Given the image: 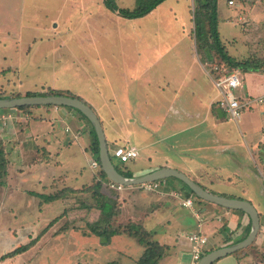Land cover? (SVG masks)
Returning <instances> with one entry per match:
<instances>
[{"label": "crops", "instance_id": "obj_1", "mask_svg": "<svg viewBox=\"0 0 264 264\" xmlns=\"http://www.w3.org/2000/svg\"><path fill=\"white\" fill-rule=\"evenodd\" d=\"M188 28L183 26V32L188 39L194 40L196 53V59H191L190 83H182L180 87L174 84L172 86L166 75H162V65L165 64L160 58L162 55L158 57L153 54L154 57L150 59L142 57V53L137 52L134 53L135 56H129L124 66H121L123 62L117 64L112 77L105 73L110 70L111 65L107 58L96 59L98 61L95 65L100 66L101 72L99 69L93 71L94 74L85 72L82 77L83 82L88 85V90L94 93V97L85 95L80 89L78 91L67 88L52 89L71 93L95 111L103 126L109 152L110 143L112 149L122 144L138 149L139 156L134 163L144 172L139 175L135 170L128 171L129 169L125 167L127 169L125 173L129 178L171 168L187 175L210 193L250 202L261 216V227L255 242L244 250L217 260L214 264H264V211H261L264 207V125H261L259 130L255 126L257 118L264 124V106L259 111L253 108V102L256 100L254 97L264 98V84L259 85L258 72L253 74V76L256 74V78L252 83H248L252 76L247 75L248 79L242 76L243 83L237 95L242 102L250 105L244 109L243 120L241 117L235 122V128L227 124L226 115L219 107L222 94L216 88L205 65L211 64L198 49L194 29ZM111 68H114V65ZM249 88H252V91ZM263 103L260 104L264 105ZM29 109L32 112L27 111L22 115L18 114L21 112L18 109L0 112V154L3 152L0 160L7 163L5 179L8 178L7 182H0L5 191L3 203L6 201V194L15 195L18 190L26 191L33 197V193L49 196L66 188L74 191L86 190L99 181L103 184L102 192L106 194V190L109 189L108 183L99 179L95 173L86 174L83 161L70 162L68 161L70 158L67 161L62 158L65 149L71 147L69 142L74 143L71 141H77L83 157L89 149L93 155L91 159L98 157L93 149L96 145L95 135L80 112L56 106ZM67 119L68 123H65ZM40 122L48 123L53 129L47 130V126L39 128ZM62 122L64 126L58 129L56 126H61ZM34 123L36 125L32 126ZM73 123L75 127L71 125ZM67 128L74 134L81 132V136L77 139L73 135L69 136ZM84 135H87V140H83ZM64 166L67 167L65 171ZM56 167L61 171L48 172L49 169ZM58 185L64 186L57 188ZM143 189L142 186H124L121 191L122 211L118 212L117 216L121 214L131 224L144 228L152 235L153 241L168 248L158 264H190L192 255L188 237L195 232L200 231L208 238L205 254L238 244L251 232V218L245 212L195 199V195L191 194L180 180L174 182L167 179L166 186L158 192ZM175 194H179V197ZM189 197H193L194 210L200 212V219L194 211L183 206L184 200ZM65 199L67 198L65 197L62 202L60 199L43 206L52 207L59 204L67 208L60 220H57L58 218L54 220L53 223L57 221V225H53L56 230H52L53 227L48 228L51 223L47 224L45 219L40 224V227L47 224V227L42 228V234H45L44 241L48 239L45 243L47 252L55 251L65 256L68 250L82 249L81 243L88 237L89 241L84 246L94 260L91 259L90 262L85 259H74V263L69 262L99 264L101 263L99 250L110 248L114 241L123 242L128 246L135 243L132 241H138L137 238L129 234L125 236L123 233L114 236L111 245L105 246L97 236H91V233L84 235L79 228L97 222L101 212L95 208H88L92 204L91 201L73 204ZM9 203L10 209L12 207L21 210L17 200H11ZM24 203L25 209L30 207L34 210L37 206L30 199ZM15 215L16 212L10 219H17ZM30 215L35 214L30 212ZM31 220L33 221V218ZM34 226L36 227L34 221H27L23 226L22 232L25 231L24 238L28 242L35 235ZM13 230L8 228L6 232L12 233ZM51 239L53 242L48 243ZM138 243L141 247L139 253L132 254L138 257H133L122 247L126 256L133 257L135 262L139 261L146 251V245L141 241ZM10 252L9 249L0 253V264H5L8 260L10 264L19 261L20 255L1 260L2 256Z\"/></svg>", "mask_w": 264, "mask_h": 264}, {"label": "rangeland", "instance_id": "obj_2", "mask_svg": "<svg viewBox=\"0 0 264 264\" xmlns=\"http://www.w3.org/2000/svg\"><path fill=\"white\" fill-rule=\"evenodd\" d=\"M116 3L121 9H134L136 7V0H116ZM196 8V0H166L143 18L127 19L119 16L117 12L108 10L104 5V0H0V96L13 98L26 96L28 93L47 94L51 90H56L52 88L60 90L67 88L71 91L80 89L85 92V95L94 97V93L92 94L88 90V85L83 82L82 77L85 72L94 74L93 71L97 69L101 72L100 66L95 65L98 61L96 59L98 57L107 58L111 65L110 70L105 73L108 77H112L117 68L116 65L123 62L121 66H124L129 56H135L134 53L137 52L142 53V57L145 58L146 56L150 59L154 57L153 54L158 57L162 55L160 58L165 63L162 65V75H166L172 86L174 84V86L180 87L182 83H190L191 59H196V53L194 52V40L191 41L184 35L183 26L189 27V30L194 29V13L192 14V12H195ZM217 10L219 34L229 55L240 61L246 59H252L255 62L264 60V0H234V5H230L229 0H220ZM144 48L147 49L143 50ZM220 62L221 59L219 58L215 63ZM113 65L114 68H111ZM205 65L211 71V66L207 63ZM146 67L149 68L148 64ZM151 67L153 69V66ZM239 72L246 79H248L247 75L252 76L248 83L255 80L256 74L254 76L253 74L258 72L257 81L259 85L264 84V70L250 72L240 70ZM192 74H194V70H192ZM249 90L252 91V88ZM157 92L159 93V91ZM237 92L240 91L237 90L236 94ZM253 99L259 98L254 97ZM253 103L255 111L261 110L264 106L258 102ZM62 108L67 109L69 107ZM4 111L7 112L9 109H0V112ZM19 111L21 112L18 114L22 115L31 110L28 108L26 111L20 109ZM243 114L244 111L241 120H243ZM82 117L92 130L90 121L84 115ZM68 120L65 123H68ZM226 122L234 128L236 127V121L230 120L228 117H226ZM255 122L258 130L261 125H264L259 118ZM35 125L34 123L32 126ZM71 125L75 127L74 123ZM38 126L41 129L46 126L47 130L53 129L48 123L40 122ZM63 126L64 122L61 123V126L56 127L62 129ZM69 136L72 137V134ZM69 136L66 135L67 138ZM82 138L83 140L88 139L87 135ZM71 142L74 143L69 142L71 147L65 149L62 158L66 161L70 158L68 160L70 162L83 161L86 174L95 173L99 179L108 183L109 179L101 176V169L94 170L91 167L93 155L90 149L85 152L83 157L77 141ZM125 145L122 144L121 146ZM109 147L112 162L118 170L125 173L126 167L129 169L128 171L135 170L139 175L144 172L138 169L139 165L134 163L136 160L127 164L120 162L114 157V149H112L111 143ZM67 154L71 156H66ZM66 168L64 166L63 171ZM50 170L53 172L61 171V169L57 170V167L49 169L48 172ZM6 174L7 163L5 162L3 165L0 164V182H7ZM169 180L178 182L175 178H169ZM56 181L58 182V179ZM63 186L58 185L57 188ZM0 190V200H2L5 191L1 186ZM143 190L145 191V189ZM58 191L51 193V195ZM139 191L141 192L142 189ZM84 192L79 190L66 193L67 199L65 200L71 201L73 204L82 201L84 198L90 200L88 194L85 195ZM106 195L111 196L116 201L118 198L117 204L119 212H121L123 205L121 191L107 189ZM194 197L203 201L197 196ZM28 199L35 206L37 205L34 210L30 207L25 209L26 204L24 202ZM5 200L4 203L2 200L0 209V253L7 252L9 249L12 252V250L23 245L35 242L32 247L20 255L16 264H57L60 261L59 264H70V262L74 263L76 259H85L90 262L91 259L94 260L89 250L84 246L89 241L88 237L83 239L82 249L78 251L68 250L65 256L59 252L46 251L48 248L45 243L48 239L44 241L45 234H42V228L52 223L48 228L53 227L51 229L56 230L53 225H57V221L53 222L56 218L60 220L67 208L59 204L43 207L47 203H44L40 197H33L23 190H18L15 195L6 194ZM11 200H17L19 202L17 205L21 210L12 209V207L10 209L9 202ZM261 211H264V207L261 208ZM15 212V216L18 218L10 219ZM30 212L35 215H30ZM31 217L36 227L34 226L35 235L33 239L28 242L24 238L26 234L25 231L22 232V229L27 221L33 222ZM117 217L113 219L112 224L114 226L126 228L128 225H132L121 214ZM44 219L47 224L40 227ZM86 225L79 228L82 229L84 235L90 234ZM8 228L14 229L12 233L6 232ZM123 235L129 236L128 233ZM52 240L48 243L53 242ZM112 240L113 237L111 243ZM132 242L135 243L128 246L124 245L123 242L114 241L110 248L99 250L100 262L102 264H135L133 257L138 256L132 254H138L141 247L138 245L139 239ZM122 247L125 248V252L133 257L128 258L122 251ZM5 264H10L9 260Z\"/></svg>", "mask_w": 264, "mask_h": 264}, {"label": "trees", "instance_id": "obj_3", "mask_svg": "<svg viewBox=\"0 0 264 264\" xmlns=\"http://www.w3.org/2000/svg\"><path fill=\"white\" fill-rule=\"evenodd\" d=\"M165 1L166 0H136V7L134 9L119 8L116 0H104V5L108 10L119 13V16L121 17L127 19H138L145 17ZM196 2L197 8L195 9V12H192V14L194 13L195 24L193 33L196 37L198 49L200 53H202L203 57L208 61V63H210L211 65L218 64L219 66L225 67L228 72H233L235 70H243L247 72L264 70V60L255 62V60L246 59L245 61H240L229 55L225 45L221 40L218 30L219 19L217 9L219 0H196ZM219 58L221 59V62L215 63ZM27 95H62L75 97L69 92L58 90H51L47 94L28 93ZM0 98L4 97L0 96ZM32 107L41 106H28L21 107L19 109L26 111L28 108ZM92 131L96 138V145L93 149L95 150V153L97 154V158L99 160L100 147L93 126ZM0 162V164L3 165L4 162L2 160H0ZM120 172L124 176L129 177L128 174L123 173L122 171ZM100 174L102 177H106V174L104 173L102 168ZM185 186L189 189L187 185ZM102 187L103 184L101 181H99L95 185L88 187L86 190H82L88 194L90 199H84L82 201H91L90 203H92L88 208H95L101 212L99 220L97 222L88 223V229L90 233L100 238L101 244L103 245H110L111 239L114 236L121 235L122 233H128L130 236L139 239V241L143 242L146 245V251L143 257L135 264H158L166 254L168 248L166 246L160 245L158 242L153 241L152 235L140 226L134 224L128 225L126 228H122V226H114L112 224L113 219H115L119 212L117 204L118 200L116 201L111 196L104 194L102 192ZM70 192L75 191L71 190L70 188H66L54 195L47 196L37 193H33V195L40 197L45 203H50L60 199H64L66 197V193ZM189 192L191 194H194L191 190ZM50 225H52V223ZM34 243L35 242L33 241L30 244L23 245L12 252L5 254L4 256H2L1 260H6L8 258H12L25 253L30 247L34 245Z\"/></svg>", "mask_w": 264, "mask_h": 264}, {"label": "water", "instance_id": "obj_4", "mask_svg": "<svg viewBox=\"0 0 264 264\" xmlns=\"http://www.w3.org/2000/svg\"><path fill=\"white\" fill-rule=\"evenodd\" d=\"M28 106L69 107L79 111L82 115H84L90 121L97 135L100 147L99 160L101 168L109 181L129 187L141 186L151 182L167 180L169 178H176L187 185L189 189L201 200L224 208L241 210L249 215L252 222V229L245 240L233 246L220 248L205 254L199 264H214L217 260L244 250L255 242L261 227V216L250 202L218 196L210 193L201 185L191 180L187 175L171 168H163L136 178L124 176L112 162L105 132L99 117L95 111L83 100L76 97L62 95H26L13 98H0V109L2 110H13Z\"/></svg>", "mask_w": 264, "mask_h": 264}, {"label": "built area", "instance_id": "obj_5", "mask_svg": "<svg viewBox=\"0 0 264 264\" xmlns=\"http://www.w3.org/2000/svg\"><path fill=\"white\" fill-rule=\"evenodd\" d=\"M230 5H234V0H229ZM211 75L216 88L221 92L222 99L219 101V107L224 111L226 117L230 120L238 122L241 117L244 109L250 105V103H244L236 94V91L242 86V76L239 70L233 72H228L225 67L219 66L218 64L211 65ZM258 103H263L264 98H259L254 100ZM66 131L73 135L75 139L81 136V132L74 134L70 128H67ZM74 139V140H75ZM114 157L119 159L123 164L130 163L137 160L139 156V151L136 147L131 145L119 146L114 150ZM91 167L94 170H100L101 164L98 159H94L91 162ZM145 190L150 192H158L166 186V180L156 181L147 184L141 185ZM108 187L114 191H122L124 186L116 184L112 181L108 182ZM179 197V194H175ZM183 206L188 208L191 211L195 212L197 218L200 219V212L196 209L194 210V200L193 197H189L183 202ZM189 242L191 244V255L192 259L190 264H199L203 256L205 255V246L208 243V238L200 231L191 234L189 237Z\"/></svg>", "mask_w": 264, "mask_h": 264}]
</instances>
